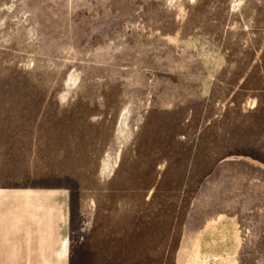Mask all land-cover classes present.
I'll return each mask as SVG.
<instances>
[{
    "label": "rangeland",
    "instance_id": "obj_1",
    "mask_svg": "<svg viewBox=\"0 0 264 264\" xmlns=\"http://www.w3.org/2000/svg\"><path fill=\"white\" fill-rule=\"evenodd\" d=\"M61 186L72 264H264V0H0V187Z\"/></svg>",
    "mask_w": 264,
    "mask_h": 264
},
{
    "label": "crops",
    "instance_id": "obj_2",
    "mask_svg": "<svg viewBox=\"0 0 264 264\" xmlns=\"http://www.w3.org/2000/svg\"><path fill=\"white\" fill-rule=\"evenodd\" d=\"M69 190L0 187V264H72ZM97 222L94 219L89 233L105 243L108 233L97 230ZM91 236L81 245L91 247ZM87 255L92 264H114L108 251ZM81 257L75 264H82Z\"/></svg>",
    "mask_w": 264,
    "mask_h": 264
}]
</instances>
